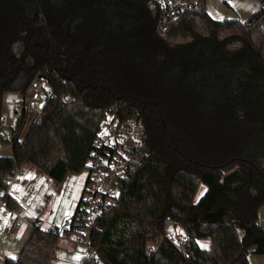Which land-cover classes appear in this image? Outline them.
<instances>
[{"label":"trees","instance_id":"trees-1","mask_svg":"<svg viewBox=\"0 0 264 264\" xmlns=\"http://www.w3.org/2000/svg\"><path fill=\"white\" fill-rule=\"evenodd\" d=\"M159 20L152 0H0L3 140L4 95L22 96L0 190L26 163L58 182L82 172L116 108L141 120L145 157L97 219L82 264H250L264 255V8L218 21L202 0L165 30ZM38 81L55 94L22 136ZM170 222L186 232L180 245ZM59 246L60 228L37 221L5 263L49 264Z\"/></svg>","mask_w":264,"mask_h":264},{"label":"built area","instance_id":"built-area-1","mask_svg":"<svg viewBox=\"0 0 264 264\" xmlns=\"http://www.w3.org/2000/svg\"><path fill=\"white\" fill-rule=\"evenodd\" d=\"M152 3L160 11L159 26L165 30L184 13L198 9L202 0H152ZM260 7L264 8V0H260ZM54 94V88L49 83L36 82L26 100L27 110L38 112L37 119L41 120L43 104ZM71 98L68 94L64 99L70 101ZM112 110L101 123L95 149L87 161L88 175L78 210L64 221L62 228L64 237L71 233L67 229L76 228L72 231L76 233L74 241L85 244L87 251L92 244V233L98 229L97 219L117 204L124 181L145 157L141 120L135 115L117 116L116 108ZM20 173L21 168L14 167L5 178L6 188L0 190V235L8 239L12 252L17 251L21 244L16 230L21 216L10 209L8 188L11 180ZM160 243L161 239L152 242L147 255L151 256Z\"/></svg>","mask_w":264,"mask_h":264},{"label":"rangeland","instance_id":"rangeland-1","mask_svg":"<svg viewBox=\"0 0 264 264\" xmlns=\"http://www.w3.org/2000/svg\"><path fill=\"white\" fill-rule=\"evenodd\" d=\"M209 6L214 15H226L224 19H235L238 17L235 0H209ZM156 8V6L154 5ZM218 13V14H217ZM248 18V17H247ZM66 96H64L65 98ZM65 100V99H64ZM19 103V102H18ZM42 104V103H41ZM20 110L18 104L13 107L12 115L18 117ZM38 116V112L29 111L27 123L23 130L22 136L26 134L32 121ZM107 116H110L108 113ZM5 133V132H4ZM3 140L0 137V156L11 153V133L3 134ZM88 175V168H84L80 173H70L63 182H58L40 170L37 166L31 163H26L21 167V173L15 176L10 182V189L12 194L18 199L15 206H10L14 212L21 216L20 225L17 227V232L23 242L29 237L33 229V224L39 222L44 230H50L53 227L60 228V246L63 242L74 243L76 237L75 232H71L67 237L63 235L64 221L72 216L79 204L86 177ZM206 186L201 184L196 196V200L205 192ZM168 234L177 243H181V239L186 232L183 227L177 223L171 222L167 225ZM5 237V236H4ZM74 248V261L79 264V256L88 255L87 246L82 243H77ZM203 247H206L203 244ZM20 248V247H19ZM55 251V255L49 261V264H67L62 258L63 252ZM75 250V251H74ZM87 252V254H86ZM73 261V260H72ZM73 264V263H72Z\"/></svg>","mask_w":264,"mask_h":264},{"label":"crops","instance_id":"crops-1","mask_svg":"<svg viewBox=\"0 0 264 264\" xmlns=\"http://www.w3.org/2000/svg\"><path fill=\"white\" fill-rule=\"evenodd\" d=\"M209 2H210L209 0H204V6H205L207 13L210 15V17L212 19L221 21V20H223V18L227 17L226 15H220L218 13H217L218 15H214L212 9L209 6ZM235 5H236L237 13H238L237 14L238 17L235 19H240L242 21H246L260 8V0H235ZM224 20H226V19H224ZM21 99H22V96L18 92H8L4 95L3 117H2V133L3 134L7 135L9 132V133H11V136H12V129L16 126V124L18 122V117L12 115V109H13V107H15L18 104V102ZM0 150H2L1 147H0ZM11 150H12L11 153H8V154L5 153L6 155H2V156H12V154H13L12 144H11ZM86 179H87V177H86ZM85 183H86V180H85ZM10 188L11 187L9 186L8 191H9L10 196H11L10 206L12 207V206H15V204L18 205V203H17L18 199L14 196V194H12ZM259 222L264 227V205L261 207V209L259 211ZM53 228H56V227H53ZM33 229H34V224H33ZM33 229H32V232H33ZM167 231H168V229H167ZM32 232L30 233L29 237L26 239L25 242L22 241V239L20 238L21 236H19V234L17 232L18 237L20 238L21 244H20V248L15 252H12L9 250L8 239L6 237H4V235H0V264H6L5 261L8 257L15 258L20 253L22 248L25 246L27 241L29 240ZM167 234H168V232H167ZM169 237H170V235H169ZM185 238H186V234H185V236H183V239H181L180 242L182 243ZM209 241H210L209 239L202 240V241H200V244L202 246H203V244L208 246L210 243ZM181 243H177V244L180 245ZM76 245H78V244L75 241H74V243L63 242L62 246L59 248V250L63 252L62 258L65 259V262L67 264H72V263L76 264V261H74V256H73L74 252L71 253V251H73V249L76 247ZM86 254H87V252H86ZM84 258H83V256L82 257L79 256V262H80L79 264H82V261ZM53 259H54V257H53ZM54 261H55V259H54ZM249 262H250V264H264V255L263 256L250 255L249 256Z\"/></svg>","mask_w":264,"mask_h":264}]
</instances>
